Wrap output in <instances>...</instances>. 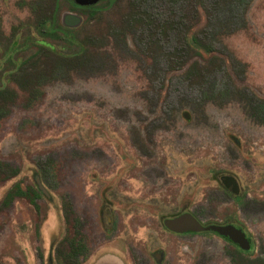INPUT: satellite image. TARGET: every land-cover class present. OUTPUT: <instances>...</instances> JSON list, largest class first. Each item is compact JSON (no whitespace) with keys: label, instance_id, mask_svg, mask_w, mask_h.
I'll use <instances>...</instances> for the list:
<instances>
[{"label":"rangeland","instance_id":"1","mask_svg":"<svg viewBox=\"0 0 264 264\" xmlns=\"http://www.w3.org/2000/svg\"><path fill=\"white\" fill-rule=\"evenodd\" d=\"M263 100L264 0H0V264H264Z\"/></svg>","mask_w":264,"mask_h":264},{"label":"water","instance_id":"2","mask_svg":"<svg viewBox=\"0 0 264 264\" xmlns=\"http://www.w3.org/2000/svg\"><path fill=\"white\" fill-rule=\"evenodd\" d=\"M80 5H91L96 3L98 0H74ZM231 178L232 182L235 183L234 178ZM226 188L235 191L234 189L226 186ZM163 225L171 231L185 233V232H213L219 236L228 239L233 244L238 246L243 250H248L250 248L249 240L242 229V227L235 226L234 224H203L198 220L193 214L189 212H183L177 216L164 218Z\"/></svg>","mask_w":264,"mask_h":264},{"label":"trees","instance_id":"3","mask_svg":"<svg viewBox=\"0 0 264 264\" xmlns=\"http://www.w3.org/2000/svg\"><path fill=\"white\" fill-rule=\"evenodd\" d=\"M92 7V6H90ZM50 34V32H49ZM41 37H45L44 34L41 32ZM43 49H46L49 50L50 48L45 46V45H39V50H43ZM260 110H262L264 112V100L262 101V103L260 104L259 106ZM2 164V163H0ZM3 180V178L0 177V180ZM30 195L33 197V198H36V197H39L40 196V193L37 189H34L31 194H28L26 191L22 190L21 188H17L16 191H13L11 192L9 195H8V198H7V201L8 199H11L13 198L14 196H27V197H30ZM76 221H78L76 219ZM79 222V221H78ZM222 237V236H221ZM227 240L228 242H230L231 244H233L231 241H229L228 239H225ZM249 240V244H250V247L252 245L251 243V239L250 237L248 238ZM234 246H236L235 244H233ZM67 247H69V250L67 252H62L60 254V257L61 258H75V261L74 262H71L72 264H80L79 262V256L83 253V251L86 250L85 248V244L82 242L81 238H73V240H70L69 239V242L67 244ZM237 247V246H236ZM250 249V248H249ZM69 262H65V263H61V264H71Z\"/></svg>","mask_w":264,"mask_h":264},{"label":"flooded vegetation","instance_id":"4","mask_svg":"<svg viewBox=\"0 0 264 264\" xmlns=\"http://www.w3.org/2000/svg\"><path fill=\"white\" fill-rule=\"evenodd\" d=\"M221 180H222V182L224 183L225 186H229L230 188H232V189L235 190V191H232L231 189H228L227 188V190H229L230 193H232L233 195H237V193L239 192V188H238V186L236 184H234V182H232V180H231V178H229V176H226V177L223 176V177H221ZM183 212H187V211H182V212H180V213H178V214H176L174 216H177V215H179V214H181ZM174 216H171V217H174ZM166 218H169V217H166ZM222 224H234L235 226H239L234 221H227V222L222 223ZM163 227H164V229L166 231H168L171 234H175V235L195 234L194 232H190V231L185 232V233L175 232V231L169 230L164 225H163ZM239 227H241V226H239ZM242 229L244 230V228H242ZM244 232L246 233L245 230H244ZM246 235L248 237V234L247 233H246ZM219 237H221V236H219ZM221 238L225 239L224 237H221ZM107 252H109V251H107ZM100 254H96V253L95 254H91V253H89V250L86 249L85 251H83L82 255L79 256V262H80V264H91V262H94L96 260V258L100 256ZM155 258L157 260L158 259L160 260L161 259V254H159V256H158V254L156 253L155 254ZM122 260H123L124 264H126V261L124 259H122Z\"/></svg>","mask_w":264,"mask_h":264},{"label":"crops","instance_id":"5","mask_svg":"<svg viewBox=\"0 0 264 264\" xmlns=\"http://www.w3.org/2000/svg\"><path fill=\"white\" fill-rule=\"evenodd\" d=\"M91 264H124L122 257L115 252H105Z\"/></svg>","mask_w":264,"mask_h":264}]
</instances>
